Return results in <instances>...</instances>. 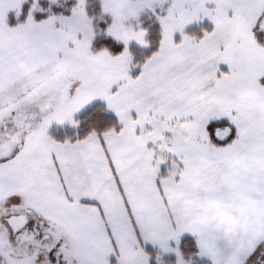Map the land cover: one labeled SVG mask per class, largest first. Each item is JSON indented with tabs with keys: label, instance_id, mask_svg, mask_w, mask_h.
<instances>
[{
	"label": "snow or ice",
	"instance_id": "6c2138e0",
	"mask_svg": "<svg viewBox=\"0 0 264 264\" xmlns=\"http://www.w3.org/2000/svg\"><path fill=\"white\" fill-rule=\"evenodd\" d=\"M0 264H264V0H0Z\"/></svg>",
	"mask_w": 264,
	"mask_h": 264
}]
</instances>
